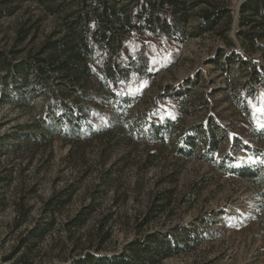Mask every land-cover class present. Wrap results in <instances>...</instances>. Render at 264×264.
Segmentation results:
<instances>
[{
    "label": "rangeland",
    "instance_id": "obj_1",
    "mask_svg": "<svg viewBox=\"0 0 264 264\" xmlns=\"http://www.w3.org/2000/svg\"><path fill=\"white\" fill-rule=\"evenodd\" d=\"M241 1L222 0L233 20L227 40L214 31L181 43L146 33L128 35L131 48L146 52L152 71L148 79L131 80L132 90L139 92L130 107L131 121L145 127L153 108L183 107L165 144L148 141L142 131L139 139L100 136L81 148L55 137L44 147L21 146L12 151L9 147L17 142L20 126L35 119L43 100L39 96L24 107L0 101V264L25 260L27 264H68L77 254L74 240L80 246L96 247L99 240L94 229L102 221L107 239L101 242L100 251L108 254L121 251L136 237L149 233L175 236L177 230L187 229L194 238L190 246L158 264H264V171L252 178L238 174L241 166L264 168L263 160L250 149L256 143L246 138L249 125L259 124L260 115L264 116V88L249 103L248 114L254 121L225 96L226 87L247 78L248 67L240 66L241 58L231 54L242 52L234 30ZM25 22L33 26L20 46L19 57L61 26L59 16L45 13L35 3H21L11 14L0 12L2 50L12 46L16 29ZM251 59L264 65L258 54ZM169 97L171 101H167ZM209 118L236 138L221 140L211 158L200 145L190 152L180 150V129L198 126ZM238 140H246L249 148L233 150ZM226 152L231 157L222 160ZM114 165L121 167L120 173L114 174L111 184L101 185L105 171ZM68 184L75 193L52 228L40 239L26 237L20 243L40 220L42 202ZM163 193L168 194L158 201L165 202L163 209L151 211L153 217L145 221L156 197ZM22 200L24 217L18 206ZM92 202L96 209L85 225L69 231L64 223ZM89 234L94 236L92 244L87 243Z\"/></svg>",
    "mask_w": 264,
    "mask_h": 264
},
{
    "label": "trees",
    "instance_id": "obj_2",
    "mask_svg": "<svg viewBox=\"0 0 264 264\" xmlns=\"http://www.w3.org/2000/svg\"><path fill=\"white\" fill-rule=\"evenodd\" d=\"M24 2L35 3L45 13L59 16L61 26L46 35L37 47L26 50L19 57L20 46L33 26L22 23L16 29L12 46L7 51L0 48V101L24 107L31 106L39 96L43 100L35 119L20 126L17 142L8 145L12 151H18L21 146L44 147L55 137L81 148L85 142L100 136L110 140L131 136L139 139L142 131L148 141L165 144L183 107L153 108L149 113L152 119L145 127L138 121H131L130 107L139 97V92L132 90L131 80L133 77L148 79L152 71L146 52L131 48L128 35L146 33L181 43L205 31H214L227 40L233 22L229 8L222 0H0V12L11 14ZM234 30L242 52L231 54L241 58L239 65L247 66L248 72L244 81L226 87L225 96L254 121V116L248 114L249 103L264 88V65L251 56L258 54L259 62L264 61V0H242ZM260 116L259 124L254 121L249 125L251 132L246 138L254 140L256 147L250 149L264 161V121H261L264 116ZM228 138L236 137L227 127L222 128L209 118L198 126L181 128L178 143L179 149L184 151L195 150L200 145L202 152L211 158L221 140ZM245 141L238 140L232 149L249 148ZM229 157L230 153L226 152L222 160ZM238 170L239 175L252 178L262 174L264 168L241 166ZM120 171L121 167L117 165L107 169L101 185L111 184L114 174ZM99 191L96 189L97 193ZM74 193L73 185L68 184L46 198L40 208V220H36L20 243L26 242L28 237L42 238ZM166 197V193L156 197L145 221L153 217L151 211L163 209L165 202L158 201H164ZM18 206L24 217L23 200ZM95 209V202L80 208L64 226L69 231L83 227ZM103 228L102 221L94 229L99 240L94 249L90 244L80 246L81 242L74 240L73 252L77 254L68 264H158L186 249L194 240L187 229L177 230L175 236L149 233L134 238L121 251L108 254L100 251L101 242L107 239ZM180 231H184L182 236L178 234ZM93 237L89 234L87 243L92 244ZM27 263L25 260L19 264Z\"/></svg>",
    "mask_w": 264,
    "mask_h": 264
},
{
    "label": "snow or ice",
    "instance_id": "obj_3",
    "mask_svg": "<svg viewBox=\"0 0 264 264\" xmlns=\"http://www.w3.org/2000/svg\"><path fill=\"white\" fill-rule=\"evenodd\" d=\"M262 162H264V161H262Z\"/></svg>",
    "mask_w": 264,
    "mask_h": 264
}]
</instances>
